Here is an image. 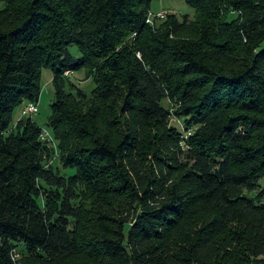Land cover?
<instances>
[{
	"label": "trees",
	"instance_id": "16d2710c",
	"mask_svg": "<svg viewBox=\"0 0 264 264\" xmlns=\"http://www.w3.org/2000/svg\"><path fill=\"white\" fill-rule=\"evenodd\" d=\"M183 1L0 0V264H264V0Z\"/></svg>",
	"mask_w": 264,
	"mask_h": 264
},
{
	"label": "rangeland",
	"instance_id": "374dc122",
	"mask_svg": "<svg viewBox=\"0 0 264 264\" xmlns=\"http://www.w3.org/2000/svg\"><path fill=\"white\" fill-rule=\"evenodd\" d=\"M161 11L168 13V15H176L178 18L184 15L192 16L194 14V10L188 7L183 0H153L151 4V13L155 14ZM71 52L75 58L79 57L76 49H71ZM52 78L53 72L51 70L46 69L42 72L40 79L42 92L38 102V111L36 112V114H34V117H32L34 121L41 127H45V123L47 122V118L50 114V106L54 102V93L51 84ZM93 88V84L90 83L83 89L87 92H90ZM19 115L20 109H17L13 114L14 120H16ZM172 125L181 130V124L175 118L172 120Z\"/></svg>",
	"mask_w": 264,
	"mask_h": 264
},
{
	"label": "built area",
	"instance_id": "2783aa9c",
	"mask_svg": "<svg viewBox=\"0 0 264 264\" xmlns=\"http://www.w3.org/2000/svg\"><path fill=\"white\" fill-rule=\"evenodd\" d=\"M167 14L166 12L164 11H161V12H158V13H148V16H147V19H146V23L147 24H153V21L154 19H159V20H163L167 17ZM38 111V106L31 103V104H28L25 109H24V114H36V112ZM40 139L44 142L47 143V145L49 147H53L55 145V140L53 138L52 135H50V133L48 132V130H43L40 134Z\"/></svg>",
	"mask_w": 264,
	"mask_h": 264
}]
</instances>
